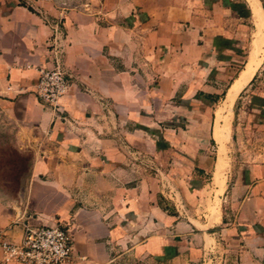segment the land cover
<instances>
[{"label":"crops","instance_id":"0c3cea01","mask_svg":"<svg viewBox=\"0 0 264 264\" xmlns=\"http://www.w3.org/2000/svg\"><path fill=\"white\" fill-rule=\"evenodd\" d=\"M56 28L60 119L36 92ZM162 133L181 216L131 168ZM29 217L71 228L72 264H208L221 237L263 264L264 0H0V230Z\"/></svg>","mask_w":264,"mask_h":264},{"label":"built area","instance_id":"2783aa9c","mask_svg":"<svg viewBox=\"0 0 264 264\" xmlns=\"http://www.w3.org/2000/svg\"><path fill=\"white\" fill-rule=\"evenodd\" d=\"M56 28L51 44V63L39 69L36 92L52 109L57 119L62 118L61 100L69 90L70 79L62 63L61 37ZM22 227L19 241L11 240L8 230H0V250L3 263L20 264H72L73 235L68 225L57 222L52 225L35 224L31 218L19 219Z\"/></svg>","mask_w":264,"mask_h":264},{"label":"rangeland","instance_id":"374dc122","mask_svg":"<svg viewBox=\"0 0 264 264\" xmlns=\"http://www.w3.org/2000/svg\"><path fill=\"white\" fill-rule=\"evenodd\" d=\"M164 130V129H163ZM165 133L161 134V143H162V147L161 150L162 152L157 153V154H152L151 149L149 147H145V153H147V156L142 158L140 161H136V160H132L133 163L132 164H136V166L132 165L131 162L129 161L128 163L131 164V168L135 169L136 171H139V176L141 174H144L146 176V178H151L154 179L155 181H159L161 180L162 182V188L163 190V194L161 195V201L164 207H166V209H168L169 212L171 213H175L180 215V212L178 211V209L175 206V202L174 199L171 198L170 196V192L167 191L168 189V185H169V181H168V174H167V169L169 167V162H168V151H164L166 147H168L169 145L165 144ZM134 149V147H133ZM131 152L132 148L129 149ZM150 154V155H148ZM155 157V158H154ZM136 163H135V162ZM160 170V173H159ZM160 174V176H159ZM167 178V179H165ZM148 184V182H147ZM201 186L200 185H196L197 188H199ZM185 213V212H183ZM176 215V216H178ZM201 215V213H200ZM145 231L144 232L146 234V236H149L152 234V231L149 230L148 225H145ZM184 230H180V232H183ZM145 236V235H144ZM230 241L221 237V239H216L215 242H213V245L211 244L210 250L207 251V259L209 260L208 264H234L231 258V255L229 254L228 250L230 249L229 244ZM206 254V251H205ZM128 262V261H127ZM203 262V261H202ZM235 262V259H234ZM264 264V263H263Z\"/></svg>","mask_w":264,"mask_h":264},{"label":"bare ground","instance_id":"6f19581e","mask_svg":"<svg viewBox=\"0 0 264 264\" xmlns=\"http://www.w3.org/2000/svg\"><path fill=\"white\" fill-rule=\"evenodd\" d=\"M254 1V0H253ZM263 58V57H262ZM262 60V59H261ZM255 62L252 64H250V66H249V68H248V70L246 71V72H244V74L242 75V77H241V79L240 80H238V82L236 83V85L233 87V91H235V88H237V87H239L240 85H241V87H242V83L244 82V81H246L247 79H248V75H249V73L252 71V70H254V67H255ZM247 83V82H246ZM245 86V85H244ZM240 89V88H239ZM232 93V92H231ZM236 94V93H235ZM230 97H232V96H230ZM224 112V111H223ZM221 129V128H220ZM219 131V130H218ZM222 133H224L223 131H222ZM221 134V133H220ZM219 137H220V135H219Z\"/></svg>","mask_w":264,"mask_h":264}]
</instances>
